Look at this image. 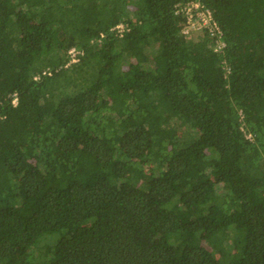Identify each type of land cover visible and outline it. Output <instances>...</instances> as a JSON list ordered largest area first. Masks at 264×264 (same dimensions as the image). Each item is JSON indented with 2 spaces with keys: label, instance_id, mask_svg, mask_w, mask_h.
I'll return each instance as SVG.
<instances>
[{
  "label": "trees",
  "instance_id": "trees-1",
  "mask_svg": "<svg viewBox=\"0 0 264 264\" xmlns=\"http://www.w3.org/2000/svg\"><path fill=\"white\" fill-rule=\"evenodd\" d=\"M187 1L0 0V264H264V0Z\"/></svg>",
  "mask_w": 264,
  "mask_h": 264
},
{
  "label": "built area",
  "instance_id": "built-area-1",
  "mask_svg": "<svg viewBox=\"0 0 264 264\" xmlns=\"http://www.w3.org/2000/svg\"><path fill=\"white\" fill-rule=\"evenodd\" d=\"M174 11L177 14H181L185 17L186 24L182 30L184 34H187L189 31L197 30H206L211 37L214 38V50L222 52L223 46L225 45L224 41L221 38L222 32L212 17L211 11L204 7L199 1H187L185 3L178 2L174 5ZM128 25L125 22H119L115 24L113 29L117 30V33L120 35L122 32L127 29ZM81 53L80 49L76 47H70L67 50L68 62H75L78 60V55ZM49 69L43 71V73H49ZM15 97L12 102L15 103ZM249 136V135H247Z\"/></svg>",
  "mask_w": 264,
  "mask_h": 264
}]
</instances>
